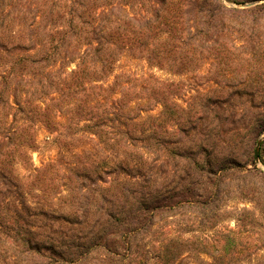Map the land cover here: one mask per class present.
Here are the masks:
<instances>
[{"label": "trees", "instance_id": "16d2710c", "mask_svg": "<svg viewBox=\"0 0 264 264\" xmlns=\"http://www.w3.org/2000/svg\"><path fill=\"white\" fill-rule=\"evenodd\" d=\"M123 58L132 65L119 71ZM209 61L219 75L232 71L231 88L250 85L247 96L264 88L254 73L264 68V0H0V264H176L175 219L180 206L193 203L203 173L216 189L226 174L264 176V140L259 161L256 155L264 119L244 128L251 170L233 155L211 160L220 137L213 150L187 146L200 158L184 155L173 138L163 145L165 124L184 122L179 132L187 138L197 125L193 98L177 106L176 83L153 71L185 77ZM49 96L57 98L46 104ZM72 101L78 148L50 124ZM144 101L162 112L143 119L152 111ZM42 122L56 135L59 157L21 178L16 166L39 149ZM167 155L185 161V176L160 178ZM145 238L156 242V254L146 246L141 252Z\"/></svg>", "mask_w": 264, "mask_h": 264}, {"label": "rangeland", "instance_id": "374dc122", "mask_svg": "<svg viewBox=\"0 0 264 264\" xmlns=\"http://www.w3.org/2000/svg\"><path fill=\"white\" fill-rule=\"evenodd\" d=\"M11 10L8 9L7 13ZM26 15L33 16L32 11L27 12ZM15 25L13 28L17 30L18 27L15 28ZM130 65H132L130 59L123 58L118 69L122 71ZM137 66L140 70L143 64L138 63ZM236 71H242L237 75V80H244L242 75L244 69L237 66ZM153 72L165 84L176 83L178 89L173 97V102L177 106H186L188 98H193V121L197 125V132H191L192 137L187 138L186 135L183 136L179 132V127L181 124L184 125V122L177 127L172 123L165 124L160 133L163 145L168 142L171 143L173 138L182 142V145L178 144V146L184 155L200 158L202 155L198 152L199 150L192 149L193 152L190 153L186 151L187 146L192 144L193 147V144L203 143L213 150L212 147L217 143L215 140L220 137V143H217L219 146L216 147L219 148V153L211 157L212 161L233 155L241 162V165L247 164L245 165L246 169H253L247 160L246 145L243 142V138H246L244 128L249 125L251 120L256 122L264 119V88L259 90L254 97L246 95L253 90L250 85L242 87L239 85L237 89L231 88L230 83L236 76H232L230 73L232 71H228L229 73L226 75L225 72L223 76L219 75L212 61L201 66L192 75L185 77L173 76L167 70L163 72L155 70ZM254 73L257 76L262 75L260 81L264 79V68L261 66H256ZM215 82L219 83V86ZM229 85L230 87H228ZM190 88L197 90L198 93L193 91L188 94L187 91L190 92ZM237 90L239 96L235 93ZM55 98L57 97L49 96L43 101L48 104V100ZM211 100L219 102L218 105L210 107L209 102ZM68 104H70L69 107L66 106L54 111L52 119L48 120H50V124L53 122L57 126L60 125V130L67 136V139H74L78 148L83 144V142L78 141L79 138L81 139V135L72 136L70 134L71 131L80 128L78 119L71 116L74 108L76 112L78 101L68 102ZM142 104H145V110L152 109V111L144 113L143 119L156 117L163 110V107H155L153 101L147 103L144 101ZM1 107L2 102L0 100ZM58 110H60V114L57 113ZM179 120L181 122L182 117ZM212 122H215V125L221 124L220 130L218 128L215 130L213 125L208 127ZM4 123V120L0 119V127ZM36 126L39 130L37 134L39 149L31 153L30 162L20 161L16 166V173L21 178L28 177L34 167L40 168L43 163L59 157L58 146L53 142L56 135L51 136L47 132L45 122L37 123ZM198 131H201L200 133L203 135H199ZM263 140L264 135L261 141ZM82 148H86V146ZM173 148L175 147L171 149ZM204 159L205 157L201 158L202 161ZM184 162L182 163L178 157L171 159L167 155L160 163L162 167L160 178H168L171 181L175 175L178 178L185 176ZM259 168L264 171V166L261 163H259ZM196 174L198 177L201 172L196 171ZM225 176L222 178L221 184L218 185L219 188L216 189L217 185L213 184L214 181H211V176L203 173V178L198 179V183L194 186L195 199L193 203L190 206L182 205L179 207L174 225L176 264H264V176L250 175L246 172L234 175L231 173ZM121 179L122 177L119 178V180ZM107 180L111 181L113 178ZM200 183L202 184L200 185ZM103 186L107 187L108 185ZM173 187L176 188L174 185ZM217 192H219L217 197H211V194ZM36 201L45 204L44 200L36 199ZM74 206L79 207L77 203H74ZM140 240L142 239L140 238ZM140 244L142 253L144 252L142 250H145L144 246H146L145 248L156 254V250L154 251L156 242L150 243L149 239L145 238Z\"/></svg>", "mask_w": 264, "mask_h": 264}, {"label": "water", "instance_id": "95a60500", "mask_svg": "<svg viewBox=\"0 0 264 264\" xmlns=\"http://www.w3.org/2000/svg\"><path fill=\"white\" fill-rule=\"evenodd\" d=\"M261 143H262V141L260 140L258 143V146H257V151H256L257 161H259L258 155H259V149H260Z\"/></svg>", "mask_w": 264, "mask_h": 264}]
</instances>
